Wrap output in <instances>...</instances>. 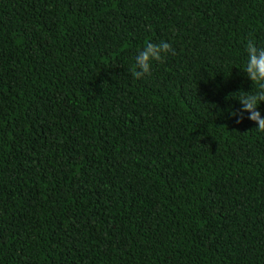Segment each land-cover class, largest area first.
Instances as JSON below:
<instances>
[{"label": "trees", "instance_id": "1", "mask_svg": "<svg viewBox=\"0 0 264 264\" xmlns=\"http://www.w3.org/2000/svg\"><path fill=\"white\" fill-rule=\"evenodd\" d=\"M249 40L264 0H0V264H264Z\"/></svg>", "mask_w": 264, "mask_h": 264}, {"label": "clouds", "instance_id": "2", "mask_svg": "<svg viewBox=\"0 0 264 264\" xmlns=\"http://www.w3.org/2000/svg\"><path fill=\"white\" fill-rule=\"evenodd\" d=\"M247 63L244 72L255 85V90L245 92L241 90L237 94L239 102L243 105L242 110L233 112L234 116H240L238 123L243 120V113L250 112V120L257 122L259 132H264V117L258 106L264 102V48H258L257 45L249 40L246 45ZM169 53L175 54L171 44L166 41L160 43L147 42L135 57V64L131 68V74L136 79L142 78L151 73L154 61H162Z\"/></svg>", "mask_w": 264, "mask_h": 264}]
</instances>
